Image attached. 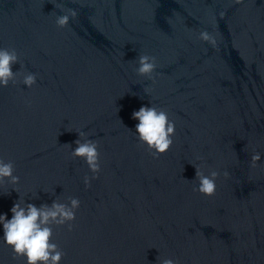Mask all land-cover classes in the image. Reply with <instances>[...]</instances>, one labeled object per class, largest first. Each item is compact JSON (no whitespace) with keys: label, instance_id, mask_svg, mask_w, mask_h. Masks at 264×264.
I'll use <instances>...</instances> for the list:
<instances>
[{"label":"water","instance_id":"1","mask_svg":"<svg viewBox=\"0 0 264 264\" xmlns=\"http://www.w3.org/2000/svg\"><path fill=\"white\" fill-rule=\"evenodd\" d=\"M59 2L77 11L66 27L54 23L57 0H0V46L23 65L12 70L37 73L31 88H0V155L37 205L79 197L72 230L50 237L60 264H264V0ZM201 29L215 46L196 39ZM141 53L156 58L154 83L133 71ZM150 100L175 121L156 157L125 127ZM79 128L101 154L87 188V165L64 144L76 146ZM197 157L221 172L212 195L193 191ZM17 196L0 185V212ZM0 261L24 264L2 243Z\"/></svg>","mask_w":264,"mask_h":264},{"label":"clouds","instance_id":"2","mask_svg":"<svg viewBox=\"0 0 264 264\" xmlns=\"http://www.w3.org/2000/svg\"><path fill=\"white\" fill-rule=\"evenodd\" d=\"M56 8L61 13L55 16L54 23L58 27L68 26L70 18H75L77 11L71 7H65L57 0ZM222 15V13H221ZM196 39L215 46L216 37L207 29H201L196 34ZM136 65L133 69L139 75L147 76L154 80L156 69V58L148 53H141L134 58ZM20 61V54L15 47L0 46V88L8 87L10 82L24 84L31 88L37 83V73L29 70H12V64ZM21 63V61H20ZM23 67L21 63V68ZM144 93L149 94V86H143ZM131 117L137 122L134 130L128 128L135 136L138 143H141L154 157L164 153L173 143L175 136V121L170 118L169 113L163 106L153 103L141 104L138 109H133ZM122 122V121H121ZM71 130V129H69ZM78 138L74 141L75 147H71L70 156L81 158L87 165L91 176L87 173L83 176L84 186L90 187L91 181L98 178L101 171V154L98 141L90 139V133L84 128L75 129ZM201 164H193L195 167L193 191L204 195H212L216 188V178L221 174L218 169L211 168L201 157ZM257 161L261 162V154L253 151L250 155V166L255 167ZM223 175L228 176V170H223ZM21 177L16 174V164L11 158L0 155V185H8L9 190L15 191L18 196L13 200L8 212H0V243L7 245L12 259L22 257L24 264H60L62 256L66 255L65 250L51 239L54 229L58 226H66L69 231L73 228V221L76 219V212L80 208L79 197L68 195L61 199L59 195L51 202H41L38 205L32 202L33 198H39L37 191L33 194L26 191L23 194L19 191ZM41 191L55 194V189L40 188ZM157 264H180L178 257L173 255H158ZM0 264H3L0 261Z\"/></svg>","mask_w":264,"mask_h":264}]
</instances>
